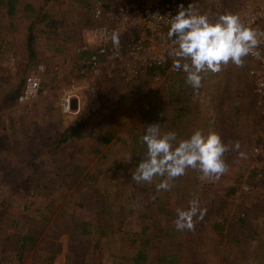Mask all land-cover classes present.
I'll list each match as a JSON object with an SVG mask.
<instances>
[{
	"label": "rangeland",
	"instance_id": "374dc122",
	"mask_svg": "<svg viewBox=\"0 0 264 264\" xmlns=\"http://www.w3.org/2000/svg\"><path fill=\"white\" fill-rule=\"evenodd\" d=\"M89 1L52 0L47 5L46 10L62 21L63 26L59 27L58 35H50L44 33L42 27L45 29V25H41L35 40L37 62H28L25 30L21 33L1 31L0 106L3 94L13 90L23 76L27 78V84L22 92L26 90L33 100L29 106L19 104L17 99L13 105L0 108V210L8 208L19 220L23 233L33 228L42 240L28 253V260L23 264H46L45 259H56L58 264H127L132 258L130 245L140 244L144 227L162 236L175 225L179 211H174L173 219L159 216L155 210V184L160 178L152 184L131 181L130 170H134L146 152V146L141 143L145 126L160 124L162 133L175 131L178 140L201 130L205 136L217 133L228 144L229 141L224 140L239 134L245 138L243 149L248 155L258 133L259 115L254 107L249 75V69L255 63L248 57L243 67L229 64L219 73L206 74L198 96L185 84V76L167 75L159 82L147 80L139 85L99 76L95 78L96 91L93 94L88 89L77 92L80 100L76 104H79L80 113L77 116L63 114L59 103L65 91L86 84L78 74L80 60L76 52L83 42V31L88 28L82 22L89 21ZM183 1L205 3V10L211 9V14L216 17L225 12L234 13L242 2L219 0V11H216L212 3L207 4L204 0ZM41 64L46 67L44 73L36 69ZM26 70L28 74L25 75ZM102 107H112L114 117L108 128L116 132L120 141L107 146L89 138L71 143L66 149L86 169L79 180L67 179L62 171L63 154L50 151L48 143L84 114H93ZM224 132H227L228 139L224 138ZM35 150H39V154ZM97 150L101 153L98 154ZM108 154L112 156L106 174L92 189V179L86 175L98 172L92 170L100 158ZM129 155L132 156L131 162L125 163ZM234 155V151L226 153V163L234 162ZM31 157L35 159L27 170ZM248 159L249 168L237 173V176L243 174L241 178L236 181L235 176H228L229 180L216 195L217 203L227 200L225 211H220L227 218V225L224 240L218 248V264H264V181L252 176L254 169L250 155ZM118 164L121 169L114 175ZM16 173H20L28 184L17 185L18 189L13 190L10 184L17 182ZM191 175L195 172L192 171ZM233 182L237 194L225 197V191ZM244 184L250 186L249 191L243 189ZM161 195L165 198L166 192L161 191ZM176 195L179 196L180 192ZM89 196L97 203V208L88 205L86 199ZM49 200L55 204V213L49 211ZM102 203L106 206L120 203L122 214L119 217L105 215L101 226L98 214L103 213ZM208 203L209 200H204L202 206ZM65 212V223L83 221L93 225L92 235L84 238L91 241L92 250L83 259L69 249L68 234L59 236L61 250L53 244L54 239L48 238L51 236L49 231L54 230L52 224ZM42 216H50L51 221H44ZM46 239H49L48 243H44ZM159 245L162 251L171 248L169 239L161 240ZM46 249H51V255ZM0 260H5L6 264H19L9 251L1 252Z\"/></svg>",
	"mask_w": 264,
	"mask_h": 264
},
{
	"label": "trees",
	"instance_id": "16d2710c",
	"mask_svg": "<svg viewBox=\"0 0 264 264\" xmlns=\"http://www.w3.org/2000/svg\"><path fill=\"white\" fill-rule=\"evenodd\" d=\"M51 1L52 0H0V39L1 31L5 30L12 33H21L25 30L27 32L26 39L29 63L32 61L37 62L39 58L35 49V40L37 37L36 33L41 25H45V29L42 27L44 33L47 32L50 35H58L59 27L63 26L62 21L60 22V20H57L56 17L52 16L51 13L46 10L47 5H49ZM37 3H41V5L37 6ZM239 7H237L233 14H236ZM87 15L89 16V21L85 19L82 24L85 27H93L94 22L92 20L91 10ZM218 16L219 14L217 17ZM26 74H28L27 70L25 72V75ZM184 76L185 74H171L168 77L184 78ZM26 84L27 78L23 76V79L16 84L13 90L3 94L0 108L13 105ZM43 85L42 83V87ZM254 107L259 115L258 133L252 141V144L256 145L260 143V136L264 128V117L257 108L255 101ZM111 109L112 107H102L93 114H84L81 118L76 120L72 126H69L59 133L54 141L48 143V148H51L50 151L57 150L59 153L63 154L62 171L66 173L67 179L79 180L81 174H83V170L86 169L79 165L74 156L66 149L71 143L89 138L97 140L101 142V144L107 146L114 141H120L116 132L108 128V123H110L114 117V113L111 112ZM231 127L232 125L230 124L229 128ZM223 135L225 139L229 138L227 137V132H224ZM186 136H188V134ZM237 140L241 144L240 151L246 153L245 149H243L244 136L242 137V135L237 134V136H232L224 141L230 142ZM35 151L39 154V150ZM97 153L99 154L101 151L97 150ZM234 153L235 161L227 163L229 171L218 180L205 181L200 178L199 172L189 169L184 176L172 182L173 186L171 189L165 191V198H162L161 195V191L163 190L156 192L154 203L156 204L155 210L159 216H166L174 219V211H179L178 215L175 216V220L178 219L181 213H185L187 214V222L192 223L194 227L191 230L184 229L183 231H178L175 225H173L162 236L155 234V231L151 232L149 227H144L140 235V244L136 243L135 246L130 245V248H132V258H130L127 264H218V248L224 240V232L227 225V218L223 217L220 211H225L227 200L222 199V202L217 203L219 199L216 195L220 194L219 190L225 185L226 180H229L228 176H235L237 181V179L241 178L243 175L237 176V173L241 170L246 171L250 163L248 153H246V159L239 160L238 162L237 157L239 154L236 151H234ZM111 156L112 155L109 154L102 156L98 161L99 164L92 170L98 172L86 175V178L92 179V189L97 187L98 182L101 180V176L106 174V169H108L107 167L111 162ZM30 159L31 160H28L27 163V170L35 157H31ZM73 163H75L76 166ZM120 169L121 166L119 164L116 165L114 175H116ZM192 171L195 172V175H191ZM14 176L18 177L17 182H19V184L16 181L10 184L13 190L18 189L17 185L21 186L28 184L20 177V173H16ZM252 176L255 177L256 174L253 173ZM4 182H7V179H4ZM218 182L219 184L216 185ZM235 182L232 183V187L225 191V197H233L237 194L238 189L235 186ZM45 189H47V186H45ZM183 190L184 193H187H182ZM177 192H180L179 196L176 195ZM191 192L193 193L192 195ZM202 198L203 201L209 200V203L202 206ZM86 202L93 208L98 207L97 203L90 196L87 197ZM120 205L119 203L114 204V206L109 204L106 206L102 203L103 213L100 212V214H98L101 226L103 225L105 215L111 216L114 214L119 217V215L122 214ZM48 207L49 211L51 210L52 213H55V204L52 200H49ZM66 216L67 213L65 212L64 215H60L57 220L54 221L51 226L54 230L52 232L49 231L51 236L48 238L54 239L52 241L53 244L58 246L59 250H61L62 244L59 242V236L61 237L68 234L69 249L73 251L75 256L83 259L86 254L92 250L91 241L84 240V238L92 235L93 225L91 222L83 221L76 224L72 222L65 223ZM42 219L46 222L51 221L50 216H42ZM101 233L104 234V231H101ZM52 235H54V238ZM49 239L44 240V243H48ZM163 239H169L171 246L169 250L166 249L162 251L160 249L159 244ZM41 241L40 235L36 233L33 228H30L27 233H23L22 225L8 208L4 207L0 210V253L9 251L15 255L19 263L23 264L28 260V253L35 250ZM46 251L48 255L51 254V249H46ZM45 260L46 264H52L51 259ZM0 264H4V260H0Z\"/></svg>",
	"mask_w": 264,
	"mask_h": 264
},
{
	"label": "built area",
	"instance_id": "2783aa9c",
	"mask_svg": "<svg viewBox=\"0 0 264 264\" xmlns=\"http://www.w3.org/2000/svg\"><path fill=\"white\" fill-rule=\"evenodd\" d=\"M204 1L219 11V0ZM180 4L185 8L190 6L193 13L206 14L210 21L216 19L211 9L205 10V3L196 1L90 0L94 26L84 29L83 42L76 52L80 60L78 74L86 84L65 91L59 103L62 113L77 116L81 111L76 104L80 100L77 92L88 89L93 94L95 78L99 76L139 85L147 80L159 82L170 74L183 75L173 68L175 57L167 36L172 16L177 14ZM236 15L245 25L264 31V0H242ZM113 36L118 38V47ZM254 53L247 56L255 63L249 75L255 104L264 117V38ZM36 69L46 71L42 64ZM32 101L26 90L19 95V104L29 106ZM249 155L255 178L264 181V128L260 143L250 148ZM243 189L249 191L250 186L244 184Z\"/></svg>",
	"mask_w": 264,
	"mask_h": 264
},
{
	"label": "clouds",
	"instance_id": "9594fccd",
	"mask_svg": "<svg viewBox=\"0 0 264 264\" xmlns=\"http://www.w3.org/2000/svg\"><path fill=\"white\" fill-rule=\"evenodd\" d=\"M171 42L173 68L185 74V84L198 96L204 76L219 73L229 64L237 68L244 66V60L260 45L264 31H258L241 22L238 15L225 12L215 21L206 14L193 13L191 7L178 5V12L172 16L167 33ZM118 47V38L113 36ZM141 143L146 146L144 157L131 171V181L136 184H152L157 178V191L170 190L172 182L191 169L200 173L205 181L218 180L229 171L224 157L230 151L238 152L237 162L247 158L240 151L241 144L230 141L225 144L220 135L195 130L186 139H177L175 131H161L160 124L145 126ZM129 155L124 161L130 163ZM187 214L181 213L175 221L178 231L191 230L194 225L187 222Z\"/></svg>",
	"mask_w": 264,
	"mask_h": 264
},
{
	"label": "crops",
	"instance_id": "0c3cea01",
	"mask_svg": "<svg viewBox=\"0 0 264 264\" xmlns=\"http://www.w3.org/2000/svg\"><path fill=\"white\" fill-rule=\"evenodd\" d=\"M51 255V254H50ZM53 258V257H52ZM5 261V260H4ZM18 263H19V261H17ZM51 262H52V264H58L59 262H56V259H54V261H53V259H51ZM4 264H6L5 262H4ZM19 264H22V263H19Z\"/></svg>",
	"mask_w": 264,
	"mask_h": 264
}]
</instances>
